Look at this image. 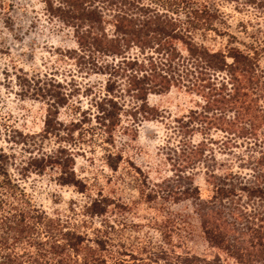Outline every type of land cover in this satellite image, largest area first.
I'll use <instances>...</instances> for the list:
<instances>
[{
	"label": "trees",
	"instance_id": "trees-1",
	"mask_svg": "<svg viewBox=\"0 0 264 264\" xmlns=\"http://www.w3.org/2000/svg\"><path fill=\"white\" fill-rule=\"evenodd\" d=\"M41 1L47 17L74 38L75 46L60 54L84 75L104 80L83 109L70 105L71 92L54 75L13 66L19 94L41 100L45 116L37 133L14 130L15 142L22 143L19 155L0 147V264H222L218 253L179 251L182 241L172 239L173 218L158 224V243L143 244L136 253L115 243L106 229L96 228L91 237L70 218L49 216L21 185L29 174L49 168L58 170V183L84 191L70 145L88 128L112 147L119 130L127 136L124 142L134 139L137 123L164 116L148 96L172 87L198 99L174 118L179 139L168 147L171 175L151 184L143 180L141 195L163 205L189 201L211 248L239 264H264V46L229 43L213 49L197 41V35L218 32L219 12L206 1ZM0 19L12 30L10 15ZM93 85L85 87V95ZM66 106L70 118L61 119ZM47 139L57 145L45 149ZM104 160L116 171L123 153L108 150ZM198 171L204 174L206 197L194 182ZM110 200L100 194L87 214H104Z\"/></svg>",
	"mask_w": 264,
	"mask_h": 264
},
{
	"label": "rangeland",
	"instance_id": "rangeland-1",
	"mask_svg": "<svg viewBox=\"0 0 264 264\" xmlns=\"http://www.w3.org/2000/svg\"><path fill=\"white\" fill-rule=\"evenodd\" d=\"M199 1H206L217 9L220 19L215 24L218 32L197 35V41L213 49H225L229 43L241 47L249 44L264 46V0L259 7L245 3V0ZM0 2L3 3L0 18L4 13L10 15L12 29H7L0 19V147L19 155L22 143L15 142L17 134L14 130L28 134L41 131L45 104L39 99L19 94L14 83L13 66L22 67L28 73L54 75L71 92L70 105H80L83 109L90 107V99L101 91L104 76H86L77 70L72 59L60 54L61 49L75 46L74 38L68 28L47 17L41 0ZM260 63L264 65V56ZM92 83L96 84L92 93L85 95V87ZM197 99L194 94L177 87L165 93L150 94L148 102L162 109L164 116L137 123L134 139L127 142H124L127 136L119 130L113 147L104 142L95 129H85L82 137L78 136L77 141L70 145L74 153L75 173L86 185L82 192L72 185L58 183V170L49 168L42 173L29 174L21 180V185L49 216L70 218L91 237L98 234L96 228L101 232L106 229L115 243H122L126 249L137 253L138 247L143 244L154 246L153 243H158V224L173 218L176 228L171 232L172 239L182 241L179 251L188 250L208 257L218 253L222 264H239L207 244L189 201L163 205L158 201H146L140 193L145 184L143 180L151 184L171 175L168 147L177 144L179 139L173 130L174 118L186 113ZM60 118H70L67 106L61 109ZM193 139L198 140L199 135ZM56 145L53 139L44 141L45 149ZM119 149L123 160L113 171L106 165L104 155L108 150ZM216 155L219 158L224 156ZM194 182L199 186L201 195L206 197L209 192L201 171L195 174ZM144 191L146 193V187ZM100 194L112 201L106 212L92 216L87 214L92 199L100 198ZM108 223L111 226L105 227Z\"/></svg>",
	"mask_w": 264,
	"mask_h": 264
}]
</instances>
